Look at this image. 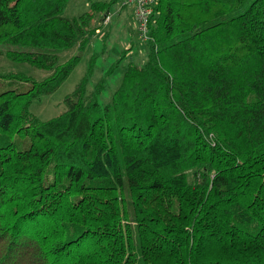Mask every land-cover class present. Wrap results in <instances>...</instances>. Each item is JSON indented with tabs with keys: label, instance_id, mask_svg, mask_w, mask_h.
Masks as SVG:
<instances>
[{
	"label": "trees",
	"instance_id": "16d2710c",
	"mask_svg": "<svg viewBox=\"0 0 264 264\" xmlns=\"http://www.w3.org/2000/svg\"><path fill=\"white\" fill-rule=\"evenodd\" d=\"M0 0V264H264V0H158L143 65L96 56L41 120L114 3Z\"/></svg>",
	"mask_w": 264,
	"mask_h": 264
},
{
	"label": "rangeland",
	"instance_id": "374dc122",
	"mask_svg": "<svg viewBox=\"0 0 264 264\" xmlns=\"http://www.w3.org/2000/svg\"><path fill=\"white\" fill-rule=\"evenodd\" d=\"M99 1L109 2L111 0ZM113 1L114 3L110 7L109 12V22L106 25L102 24L98 34L86 49L77 52L74 48L63 53V60H67L75 54L81 57L80 62L66 81L55 93L44 96L32 103L31 112L41 120L53 119L63 111L65 96L71 93L83 78L88 60L92 55L96 56V60L89 88L95 85L111 65L122 57L117 69L107 79V88L101 98L102 105L108 102L109 96L120 85L125 67L129 61H134L138 65L145 63L147 48L145 41L137 33L131 8L124 5L126 0ZM87 5V0H70L64 14L68 17L79 15L88 10L89 7ZM0 72L4 74H25L37 81L44 79L48 75L47 72L34 69L28 65L9 62L4 58H0Z\"/></svg>",
	"mask_w": 264,
	"mask_h": 264
},
{
	"label": "built area",
	"instance_id": "2783aa9c",
	"mask_svg": "<svg viewBox=\"0 0 264 264\" xmlns=\"http://www.w3.org/2000/svg\"><path fill=\"white\" fill-rule=\"evenodd\" d=\"M158 0H126V4L131 8L137 33L144 41L149 38V22ZM109 22V15L103 21V25Z\"/></svg>",
	"mask_w": 264,
	"mask_h": 264
},
{
	"label": "crops",
	"instance_id": "0c3cea01",
	"mask_svg": "<svg viewBox=\"0 0 264 264\" xmlns=\"http://www.w3.org/2000/svg\"><path fill=\"white\" fill-rule=\"evenodd\" d=\"M124 5H127V4H126V1H125V4H124ZM127 6H128V5H127ZM131 13H132V11H131ZM132 16H133V14H132ZM133 18H134V17H133Z\"/></svg>",
	"mask_w": 264,
	"mask_h": 264
}]
</instances>
